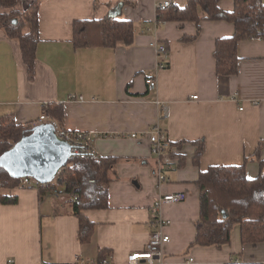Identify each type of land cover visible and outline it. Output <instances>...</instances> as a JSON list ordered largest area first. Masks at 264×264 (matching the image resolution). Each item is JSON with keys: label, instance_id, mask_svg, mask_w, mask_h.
Here are the masks:
<instances>
[{"label": "crops", "instance_id": "crops-1", "mask_svg": "<svg viewBox=\"0 0 264 264\" xmlns=\"http://www.w3.org/2000/svg\"><path fill=\"white\" fill-rule=\"evenodd\" d=\"M34 1L18 0L15 10L22 11ZM123 1L133 4L119 6ZM186 1L39 0L33 79H28L18 43L0 30V120L11 117L18 125L38 127L46 124L38 121L42 105L61 104L62 125L51 120L62 129L93 134L97 157L117 160L109 173L108 208L82 211L93 223L87 243L78 241L73 199L60 186L58 194L48 188L11 190L16 204H0V264L9 260L77 264V259L98 260L101 250L108 252L110 264H127L128 255L146 246L154 228L153 204L161 194L183 197L161 208L170 221L165 228L170 242L163 249L168 262L178 263L189 255L198 264H264V240L242 245L238 226L225 246H191L199 218L195 185L199 173L249 159L247 178L258 174L252 159L258 145H264V40L239 42L237 74L219 76L213 58L215 42L233 35L231 23L202 21L199 34L190 22L155 23L158 5L169 2L183 7ZM218 7L231 12L233 0H221ZM106 16L132 22L133 43L76 48L73 22ZM153 43L168 50L169 65L164 70H157ZM147 78L155 79L154 91H148ZM162 107L167 109L166 118L160 116ZM156 124L167 136L166 154L174 155L167 156L170 167L165 168L162 183H158L150 144L139 137ZM131 134L137 138L131 139ZM196 141L204 146L198 163L193 162ZM260 158L264 160V146Z\"/></svg>", "mask_w": 264, "mask_h": 264}, {"label": "trees", "instance_id": "trees-1", "mask_svg": "<svg viewBox=\"0 0 264 264\" xmlns=\"http://www.w3.org/2000/svg\"><path fill=\"white\" fill-rule=\"evenodd\" d=\"M221 0H187L183 7L170 5L166 9H156L155 23L190 22L200 33L202 21H225L234 26L230 37L217 39L213 52L215 72L219 76H235L239 58L237 46L244 40H264V3L262 0H233L231 12L219 9ZM18 0H0V30L5 36L18 43L22 63L28 79L34 77L36 47L38 43L39 0L32 2L22 11H16ZM123 1L122 5H132ZM73 44L76 48L104 46L113 48L117 43L130 46L134 41L132 22L106 16L98 20L74 21ZM191 40V39H190ZM42 114L62 125L64 110L61 104L42 105ZM32 125H18L11 117L0 120V157L21 138L30 136ZM196 147L194 163L203 155L202 141L192 143ZM172 146V144L170 143ZM174 146L181 147V143ZM261 142L253 156L258 164V174L249 179L244 159L238 166H210L200 172L195 185L199 191V218L194 222L195 239L191 246L220 248L229 243L231 232L239 227L241 244L256 245L264 240V160L260 158ZM167 156L174 155L168 153ZM180 158V157H179ZM182 164L183 158L180 160ZM117 160L97 157L80 161H69L56 177L62 193L72 197V215L78 219V241L87 243L93 234V223L82 215L84 210H104L108 208V187ZM19 178L13 177L0 166V204H16L17 197L10 191L19 187ZM48 190H52L50 182ZM63 185V186H62ZM59 190V189H58ZM59 193V192H58ZM225 214V218L223 217ZM101 250L98 261L107 257ZM227 264H260L231 262Z\"/></svg>", "mask_w": 264, "mask_h": 264}, {"label": "built area", "instance_id": "built-area-1", "mask_svg": "<svg viewBox=\"0 0 264 264\" xmlns=\"http://www.w3.org/2000/svg\"><path fill=\"white\" fill-rule=\"evenodd\" d=\"M171 3L165 2L162 5H158L157 8L166 9ZM156 28L152 32H155ZM253 40H259L258 38H252ZM152 46L155 49L156 54V67L157 70H164L168 67L169 54L165 45L159 43H153ZM146 85L148 91H154L156 89V81L153 78L146 79ZM75 97H72V99ZM81 100V97L78 98ZM192 99L196 100L197 97ZM237 99V93L231 97L232 101ZM160 116L162 118L167 117L166 107L161 108ZM40 123L50 124L57 136L66 142L70 148L69 161H80L86 159L97 158L96 150L93 146V134L84 131H68L60 128L56 122L48 120L46 116L41 115L38 119ZM131 139H136L137 134H131ZM140 138L146 139L150 144V152L156 158V171L158 183H162L166 180L164 175L165 168L170 167V160L165 152L167 144V136L163 132L159 125L156 124L151 128H148L140 133ZM52 189L55 194H58L59 189L58 182L52 181ZM49 184H41L32 178L20 179L19 187L28 189H47ZM183 197L180 194H161L157 196L153 204V231L149 234L146 246L143 251L135 252L128 255L126 259L127 264H198L191 256H186L182 261L178 263H171L166 260L164 255V247L170 242V237L166 234L165 228L170 225V221L165 219L161 214V208L166 204H175L181 202ZM7 264H13L12 260L7 261ZM77 264H110L108 257L102 261L98 260H85L77 259Z\"/></svg>", "mask_w": 264, "mask_h": 264}, {"label": "water", "instance_id": "water-1", "mask_svg": "<svg viewBox=\"0 0 264 264\" xmlns=\"http://www.w3.org/2000/svg\"><path fill=\"white\" fill-rule=\"evenodd\" d=\"M70 148L50 124L35 127L0 157V166L13 177L32 178L41 184L52 182L67 164ZM225 218V214L223 213Z\"/></svg>", "mask_w": 264, "mask_h": 264}]
</instances>
